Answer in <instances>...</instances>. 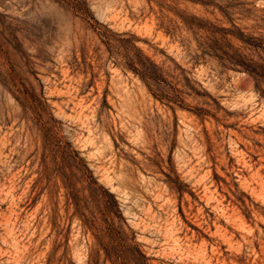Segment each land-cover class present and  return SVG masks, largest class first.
Masks as SVG:
<instances>
[{"label": "rangeland", "instance_id": "374dc122", "mask_svg": "<svg viewBox=\"0 0 264 264\" xmlns=\"http://www.w3.org/2000/svg\"><path fill=\"white\" fill-rule=\"evenodd\" d=\"M0 264H264V0H0Z\"/></svg>", "mask_w": 264, "mask_h": 264}, {"label": "bare ground", "instance_id": "6f19581e", "mask_svg": "<svg viewBox=\"0 0 264 264\" xmlns=\"http://www.w3.org/2000/svg\"><path fill=\"white\" fill-rule=\"evenodd\" d=\"M56 16V15H55Z\"/></svg>", "mask_w": 264, "mask_h": 264}]
</instances>
